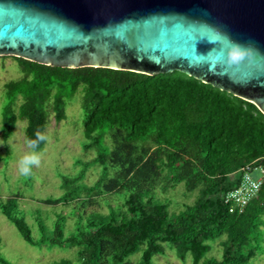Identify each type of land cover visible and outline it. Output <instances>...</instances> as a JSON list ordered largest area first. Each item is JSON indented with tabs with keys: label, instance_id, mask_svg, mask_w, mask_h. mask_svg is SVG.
Returning a JSON list of instances; mask_svg holds the SVG:
<instances>
[{
	"label": "trees",
	"instance_id": "trees-1",
	"mask_svg": "<svg viewBox=\"0 0 264 264\" xmlns=\"http://www.w3.org/2000/svg\"><path fill=\"white\" fill-rule=\"evenodd\" d=\"M12 57L21 75L3 87L2 139L18 121H26V141L45 135L50 116L64 120L69 99L80 92L83 148L98 149L75 176H63L60 196L41 200L69 204L71 228L62 210L50 224L42 216H33L32 224L19 203L23 195L0 197L1 214L27 243L75 249L74 258L52 264H132L136 254V264H158L154 257L168 247L192 264H255L264 253V177L242 211L231 212L225 201L242 168H264V113L255 103L177 70L150 75ZM93 163L103 165V173L87 184ZM182 183L195 198L170 211L166 195ZM216 241L220 257L210 255ZM0 264L15 263L0 252Z\"/></svg>",
	"mask_w": 264,
	"mask_h": 264
},
{
	"label": "water",
	"instance_id": "water-1",
	"mask_svg": "<svg viewBox=\"0 0 264 264\" xmlns=\"http://www.w3.org/2000/svg\"><path fill=\"white\" fill-rule=\"evenodd\" d=\"M234 43L247 49L228 58ZM58 67L175 70L264 113V0H0V56Z\"/></svg>",
	"mask_w": 264,
	"mask_h": 264
},
{
	"label": "rangeland",
	"instance_id": "rangeland-1",
	"mask_svg": "<svg viewBox=\"0 0 264 264\" xmlns=\"http://www.w3.org/2000/svg\"><path fill=\"white\" fill-rule=\"evenodd\" d=\"M20 68L15 58L8 56L5 59L0 58V108L4 84L14 78L20 77ZM81 93H76L71 99L66 110V117L59 123H56L53 115L50 116L46 124L45 136L48 138L42 149L39 150L41 163L33 169L30 177H22L17 170V160L22 151H26L25 127L26 121H18L11 137L4 141L1 137L0 127V154L4 159L0 160V197H7L12 194H21L19 201L22 209L28 213V220L33 224V216H42L49 218L48 224L52 222L51 217L55 213L63 211L69 214L67 221L68 227L74 224L75 214L71 213L69 204L48 205L41 202L47 197H58L65 190L61 188L63 176L73 177L83 164L90 161L97 155L98 149L85 150L83 143L86 136L83 131V113L81 107ZM1 126V121H0ZM104 143L109 144V136L102 135ZM13 144L11 150L8 144ZM104 166L98 163L91 164L86 173L84 182L94 183L99 175L103 173ZM114 173L113 168H109V176ZM260 175L258 170L253 171V176ZM195 194L186 192V187L180 184L176 189H171L166 197L173 200L170 211H174L183 202H192ZM123 196V193H121ZM113 196V199H116ZM118 201V198L115 200ZM92 208L98 209L97 206ZM91 208V209H92ZM100 209L107 211L106 205ZM69 212V213H68ZM71 213V214H70ZM221 246L216 241L210 255L220 257ZM0 252L15 264H52L54 259L74 258L75 249L70 247L48 248L46 246L38 247L27 243L16 229V227L6 219L0 212ZM139 254L130 258L132 264H136ZM155 262L158 264H192L191 259L180 260L172 248H167L164 254L156 255ZM255 264H264V253L260 254Z\"/></svg>",
	"mask_w": 264,
	"mask_h": 264
},
{
	"label": "built area",
	"instance_id": "built-area-1",
	"mask_svg": "<svg viewBox=\"0 0 264 264\" xmlns=\"http://www.w3.org/2000/svg\"><path fill=\"white\" fill-rule=\"evenodd\" d=\"M258 170L260 175L253 176V171ZM239 184L225 194V201L230 204V211H242L248 202L257 195L264 177L262 166L252 167L247 165L240 170Z\"/></svg>",
	"mask_w": 264,
	"mask_h": 264
},
{
	"label": "clouds",
	"instance_id": "clouds-1",
	"mask_svg": "<svg viewBox=\"0 0 264 264\" xmlns=\"http://www.w3.org/2000/svg\"><path fill=\"white\" fill-rule=\"evenodd\" d=\"M247 49L242 47L239 43H234L232 48L229 50L228 58L233 63H238L244 59ZM48 138L40 133H37L36 139H29L26 141V151H22L17 160V170L20 176L30 177L33 174V169L38 167L41 163L40 153L38 151L39 142H44ZM11 150L13 149V144H8Z\"/></svg>",
	"mask_w": 264,
	"mask_h": 264
}]
</instances>
